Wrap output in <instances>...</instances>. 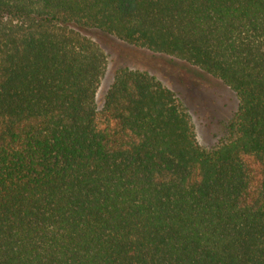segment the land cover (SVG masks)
Listing matches in <instances>:
<instances>
[{"label":"trees","instance_id":"trees-1","mask_svg":"<svg viewBox=\"0 0 264 264\" xmlns=\"http://www.w3.org/2000/svg\"><path fill=\"white\" fill-rule=\"evenodd\" d=\"M98 35L224 83L229 135L147 70L99 107ZM0 264H264V0H0Z\"/></svg>","mask_w":264,"mask_h":264},{"label":"rangeland","instance_id":"rangeland-1","mask_svg":"<svg viewBox=\"0 0 264 264\" xmlns=\"http://www.w3.org/2000/svg\"><path fill=\"white\" fill-rule=\"evenodd\" d=\"M97 40L106 50L109 61L97 93L99 107L119 68L147 70L181 99L192 116L197 139L203 147H215L229 135V124L235 117L238 98L220 80L182 60L154 54L113 37L98 35Z\"/></svg>","mask_w":264,"mask_h":264}]
</instances>
